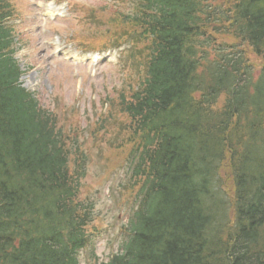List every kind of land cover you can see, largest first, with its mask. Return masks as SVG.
Segmentation results:
<instances>
[{
	"label": "trees",
	"instance_id": "obj_1",
	"mask_svg": "<svg viewBox=\"0 0 264 264\" xmlns=\"http://www.w3.org/2000/svg\"><path fill=\"white\" fill-rule=\"evenodd\" d=\"M118 1L102 38L128 44L111 107L141 199L100 264H264V0ZM12 14L0 0V264H80L86 154L20 86Z\"/></svg>",
	"mask_w": 264,
	"mask_h": 264
},
{
	"label": "rangeland",
	"instance_id": "obj_2",
	"mask_svg": "<svg viewBox=\"0 0 264 264\" xmlns=\"http://www.w3.org/2000/svg\"><path fill=\"white\" fill-rule=\"evenodd\" d=\"M110 1L11 0L14 12L7 23L13 27V56L22 72L19 83L41 106L55 112L57 125L66 133L79 134L86 154L87 175L79 199L92 204L93 219L90 242L79 252L80 264L106 262L118 251L127 238L122 226L137 205L130 189L131 158L117 152L125 117L111 107L120 90L133 87L127 79L133 72L118 60L119 49L103 50V43L109 46L114 40H102L106 20L128 5ZM249 60L256 76L262 61L252 54ZM100 118L102 129L94 126ZM220 175L225 177L224 192L230 191L224 168Z\"/></svg>",
	"mask_w": 264,
	"mask_h": 264
}]
</instances>
